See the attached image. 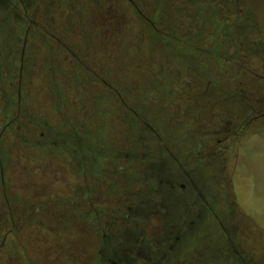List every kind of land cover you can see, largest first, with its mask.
I'll use <instances>...</instances> for the list:
<instances>
[{
    "label": "rangeland",
    "instance_id": "rangeland-1",
    "mask_svg": "<svg viewBox=\"0 0 264 264\" xmlns=\"http://www.w3.org/2000/svg\"><path fill=\"white\" fill-rule=\"evenodd\" d=\"M41 1L45 2L42 8L47 11L44 15H54L58 1ZM220 1L231 8L235 0L136 1L140 11L149 17L159 5L164 17L157 20L165 27L166 36L174 34L171 27L177 17L189 18L187 14L172 15L174 9L195 13L189 28L183 27L176 35L187 42L195 39L193 43L197 42L203 51V55L195 54L197 60L186 45L179 48L176 43H171L169 49L176 51L179 61L167 56L160 48L151 51L154 36L143 29L129 5L121 0L109 2L107 6L110 7H103L102 15L87 18L82 35L70 38L75 46L73 56L69 58L54 44L49 53L36 36L27 49L23 108L19 118L12 109L15 101L7 82L15 80L11 55L20 15L29 3L14 15L9 1H0V89L4 92L0 97L4 101L0 110L5 109L0 121L11 124L8 129L15 128L14 137L9 132L4 133L0 152L4 168L3 180L0 179V239L12 231L0 255V264H98L99 227L95 222H86V214L102 211L100 208L103 207H115L98 201H79L78 194L96 192L90 177L97 174L101 166L86 156L82 161L84 166L79 164L81 168L77 170L74 164L81 162L77 156L71 158L44 141L55 136L64 137L75 126L86 144L90 145L92 141L93 149L117 146L122 140L121 127L114 112L105 106L114 98L95 86L87 73L89 68L99 73L109 72L111 78L127 85L139 81L134 70L136 65L144 79H154L162 97L172 98L171 106H168L164 101H158L160 97L152 96L157 101L155 107L166 111L165 117L159 116L160 110L154 113L146 106L133 105L152 134L145 137L146 143L152 142L147 139L154 136L152 139L172 148L184 169L181 175L185 180H180L188 187L183 193L189 194L188 201L197 196L199 207L195 210L194 221L198 226L193 232L197 236L189 239V245L195 247L196 264H228L225 254L229 244L246 264H264V114L248 125L243 119L249 114L248 108L256 111L258 104L264 103V79L260 80L264 77V53L255 50L245 53L247 43L252 40L264 42V0H239V15H235L234 10H230L231 15H210L214 5L222 8ZM69 5L76 12L81 10L80 6ZM185 6H188L187 10ZM98 7L95 3L90 9L96 11ZM170 7L173 8L171 12ZM2 15H8L9 20ZM241 22H245L247 28ZM71 32L66 35L71 36ZM230 35L233 36L232 44L237 39L235 49H213L217 44L227 43ZM136 42H140L139 49L134 46ZM202 56L213 59L215 72L208 63L211 60L203 63ZM244 69L250 70L252 76L244 75ZM205 80L209 82L208 86ZM188 81L196 83V89L190 90L188 95L174 97L173 91L180 82ZM139 90L146 97L153 94L150 88ZM92 101L98 104L89 106ZM255 113L252 117L258 115ZM24 118L31 129L20 126ZM228 121L238 127L235 137L218 147L217 141L225 138L218 136L208 147L204 132L215 125L225 126ZM41 133L45 134L42 141L39 139ZM184 173L190 175L195 189L191 188ZM4 192L15 216V227L3 221L7 216ZM70 204L83 214L80 221L69 218ZM28 205L31 207L29 213H33L30 219L36 223H19L20 211ZM25 217L28 218L27 213ZM21 226L22 232L18 234ZM142 229L149 244L159 227L153 221L150 226L144 224ZM185 258H191V255L185 254Z\"/></svg>",
    "mask_w": 264,
    "mask_h": 264
},
{
    "label": "trees",
    "instance_id": "trees-1",
    "mask_svg": "<svg viewBox=\"0 0 264 264\" xmlns=\"http://www.w3.org/2000/svg\"><path fill=\"white\" fill-rule=\"evenodd\" d=\"M36 7L37 4H33L32 9L27 11L26 8H23V14L20 15V25L18 24L17 28V40L14 43L11 55V58H13L12 62L14 63L13 74L15 80L13 82L8 80L7 83L10 86L12 100L15 101L14 108L12 109L16 111L18 116L21 114V108H23L21 101L26 80L25 61L28 56L27 49L30 47L31 42L38 36L36 39L42 41V44L49 53L52 51L50 46L54 44L64 56L69 58L73 56L72 48L75 46L71 42V39L82 35L83 30L87 26V18L90 20L93 16L32 15ZM187 7L185 6V8ZM187 15L188 19H180V17L176 16L177 20L171 27L174 34L167 36L164 34L165 27L157 20L160 16L164 17V15H150V17L147 15L133 16L141 22L144 30L149 31L154 36L155 40L151 44V51L160 48L164 50L167 56L179 61L175 53L176 51L173 52L169 49L171 43H176L179 48L186 45L187 49L192 51L194 59L197 52L198 55L203 52L200 50L197 42L196 44L193 43L195 42L194 38L192 41L189 40L187 42L176 35L183 27L189 28L190 20H193L195 13L190 11ZM199 15L204 14L199 13ZM126 16L130 17L132 15ZM1 17H6L9 20L8 15H2ZM16 19L19 20L17 15ZM188 31L187 29L186 32ZM69 32H71L72 37L68 35ZM38 33L41 34V37ZM66 33L68 34L66 35ZM64 35L68 37L65 38ZM140 42L134 44L137 49H139ZM202 59L204 63L209 60V57L202 56ZM195 60H197V57ZM208 63L213 68L211 70L215 72L213 60L208 61ZM204 66L208 68L207 65ZM134 70L137 72L139 81H133L127 85H121V82L111 78L109 72L99 73L96 69L89 68L87 73V76L92 80L90 81L95 86L101 88L108 96L110 94L114 98L112 102H108L105 106L108 111L114 112V116L121 127L119 134L122 140L117 146H113L112 149L103 147L93 149L94 145L92 141L90 145L86 144L79 134H77V130L74 129L75 126H72V132L66 133L64 137L61 136L55 139V136L54 139L56 141H47V145L54 146L59 152L71 158L74 155L77 156L78 161H81L74 164L77 170L81 168L80 165L84 166L82 161L86 156L92 158L97 162V165L101 166V170L93 177H90L95 185L96 192L82 193L78 195V200L87 203L91 202V200L93 202L98 201L102 202V205H112L115 207L100 208L103 210L92 211L85 218L86 222H95V226L98 224L100 244H109L108 252L113 248L114 253H120L116 254L117 257L115 256L113 259V254H111L108 259L112 260L115 264H196V260L198 259L195 258V247L189 245V239L197 236L193 233L198 226L196 220L194 221L195 210L199 207L195 199L197 196L194 197L193 201H188L189 194L183 193L179 186L175 184L180 183V179L183 177L181 174L184 169L180 158L172 153V148L167 144L159 143L157 139H152L154 136L147 139V141L153 140L152 142L146 143L145 137L152 134L147 130V125L141 113L133 105L135 103L139 106H146L154 113L157 112L156 110H160L157 112L159 116L165 117L166 111L161 107H155L157 106V101L152 99V96L160 97L158 101H164L163 103L168 106H171L172 98L162 97V92L153 83L154 79L152 80V77H150L151 80L144 79L138 65H136ZM243 72L244 75L252 76L251 71L247 72L244 69ZM155 78H157V75H155ZM242 80L248 79L242 78ZM205 81L208 86L209 82ZM187 84L188 86H186ZM194 84L196 83L189 81L180 82L179 87L173 91L174 97L190 94V90L196 89V85ZM141 87L150 88L153 90V94H149L151 96L148 97L144 96L142 90H139ZM121 88L127 90V92ZM145 92L148 93L149 91ZM1 95L0 89V97ZM2 104H4V101L0 98V105ZM97 104L92 101L89 106L93 105L94 107ZM158 105L161 106V104ZM206 114L208 115V113ZM0 116L2 117L4 114L1 113ZM26 126H28V123ZM12 131L13 135H15V128H12ZM43 135L45 136L44 133ZM44 136L43 138L39 136V139L42 141ZM170 182L175 185V189L171 190L169 188ZM183 208L186 210L182 211ZM107 209H111L112 211ZM153 221H155L159 229L156 235L152 237L153 240H150L148 244V241L145 239L146 234L143 229L141 230V227L144 224L150 226ZM9 233H12V231L6 234L8 235ZM6 234H3L0 239V255L6 246V243L3 245V239ZM190 234L193 235H191V238ZM236 253V249L230 248L229 244L225 254L226 260L229 262L228 264H246L242 261L240 255ZM185 254L191 255V258H185ZM192 258L193 260H191ZM106 260L103 258V262H106Z\"/></svg>",
    "mask_w": 264,
    "mask_h": 264
},
{
    "label": "flooded vegetation",
    "instance_id": "flooded-vegetation-1",
    "mask_svg": "<svg viewBox=\"0 0 264 264\" xmlns=\"http://www.w3.org/2000/svg\"><path fill=\"white\" fill-rule=\"evenodd\" d=\"M0 1H2V0H0ZM7 1H9V4L13 6L12 9L15 10V13H13L14 15L16 14V12L18 10H21V8L24 7V4L25 3H29L28 6L26 7V11L27 10H31L32 9V5L34 4V2L37 3V7L34 9L32 15H44V14H46L45 12H47L46 10H44L42 8L44 6V3L45 2L44 1H41V0H7ZM57 1H58V8H56V11H55V14L54 15H102L103 7H106V8L107 7H110V6H107V4L109 2H111V1H114V3H117L118 2V0H81V1L80 0H57ZM121 1L126 2L129 5V7L132 9V13H134L135 15H147V13H142L140 11L139 7L136 6V1L138 2V0H121ZM95 3L98 4L99 7L97 8L96 11H92L90 8ZM222 3L223 2L220 3L221 4L220 6H222V8H218L215 5H214V7H211V9H210V15H218V14H221V15H223V14L224 15H231V11H233V10L235 12V15H239L241 13V10L239 9V3H240L239 0H235L234 1V6L231 7V8L225 6ZM69 4L74 5V6L76 5L77 7L80 6L81 7V10L79 12H76V11H74L75 9L73 10V8L70 7ZM171 6H172V4H171ZM19 7H20V9H19ZM172 7L169 8L170 9V12H171V10H173ZM74 8H76V7H74ZM217 8L221 12H219ZM185 9L187 10V8H185ZM174 11H175V13H173L172 15H177V14H182V15L184 14L185 15V14H187L185 12L181 13L182 11L181 10H178V9H174ZM165 14L168 15V13H165ZM154 15H164V12L161 11V9H160V7H159L158 4H157L156 11H155ZM241 24H243L242 26H244V25L246 26V23L245 22H243V23L241 22ZM246 28H247V26H246ZM232 37L233 36L230 35L229 39L227 40L228 46H227V43H224L223 45L217 44V46H214L213 49H218V50L224 49L225 50V47L230 48V49H232V48L235 49V46H237L235 44V42L237 41V39L234 42V44H232L233 43V40H232L233 38ZM251 50H253V51L255 50V51L263 54L264 53V42L263 41L262 42H258V41L256 42V41L252 40L250 43H247L245 53L247 51H251ZM250 56L252 57V59L254 58L253 55H250ZM218 57L220 58V56H218ZM246 57L247 56H244V58H246ZM209 60H213V59L209 58ZM60 61L62 62V60H60ZM255 61H257V60H255ZM245 63L246 62H244V64ZM251 63H253V62H251ZM61 64L62 63H60V65ZM238 66H240V67L242 66V68H243V65H241V64H239ZM246 71L248 72L250 70H246ZM262 79H264V77ZM3 93L4 92L1 91V94L2 95H3ZM263 106H264V103L258 104L256 111L254 109H252V108H248L249 114L245 118H243L244 119V122L248 125L250 122H254V121H256V119H258L261 116H263V114H264L263 113V108H264ZM255 112H257L258 115L252 117L253 114H256ZM0 113L4 114L5 113V109H3V110L1 109L0 110ZM199 117H201V116H199ZM18 118H19V116H18ZM200 121L201 120L199 118L198 119V123H200ZM26 124H27V121L24 118L23 119V123H21L20 126H24V128H27V129H31L32 128V126H30L29 124H28V126H26ZM0 125H1V128H0V152H1L2 144H3V141H4V137H3L4 133L5 132H9V134L12 137H14V136H13L12 129H8V127L11 124L8 125V123H6L5 120H1L0 121ZM235 127H236L235 125L232 126V122L231 121H228V123H226L225 126H223V125H215V127H211L210 129H208V130H206L204 132V136H205L204 137V141H205V144L208 145V147H210V145L214 143L215 138H217L218 136L224 135L225 136L224 140H218L217 141V144H216V145H218V147H222L223 141L224 142H227L229 139L235 137V132L238 130V127L237 128H235ZM39 136H40V138H43L44 135H43V133H41ZM21 139H23V138H21ZM55 139H58V138H55ZM55 139L53 138L52 140L53 141H56ZM21 141H23V140H21ZM44 142L46 143L47 141H44ZM45 143H43V144H45ZM40 144L41 145H39V146H41V148H42L44 145H42V143H40ZM184 175L186 176V178H188V181L191 183V188L195 189L196 188L195 187V184L192 182L193 180L190 177V175L188 173H184ZM3 177H4V168H3L2 164H1V160H0V179L3 180ZM184 180L185 179H183L182 182H184ZM175 184H177L179 186V188L181 189V191H183V192H185L186 189H187V187H188V186L186 187V185H184L183 183H181V181H180V183H175ZM169 188L171 190H173V189H175V185L171 184V182H170V187ZM193 189H192V195H193ZM81 194L82 193H80L78 195H81ZM5 195L6 194L4 192V202L3 203H4V206L6 208L7 216L5 217V219L3 221L6 222V223H9L13 227H15L16 226L15 223H14L15 222L14 221L15 220V216H14V214L11 211L10 204L7 203L8 202V199H6ZM177 201H179V200H177ZM79 207H82V205H79ZM30 209H31V207L28 205V207H26V208H24V209H22L20 211V216H19L20 218L18 220L19 223H20V221H23L22 223H25V222H28L30 224L36 223L32 219H30L31 215H33V213H29L30 212ZM68 209L69 210H68L67 213L69 215V218L74 217L76 219V221H78L79 219H81L82 217H84L82 214L78 213L77 207L75 205L70 204ZM26 213L28 214V218L25 217V214ZM175 214L177 216V212ZM86 217H87V214H86ZM177 221H178V219H177ZM22 229H23V227L21 226L20 229L18 230V234L20 232H22ZM7 238H8V235L6 234V236L3 239V245L6 243ZM108 246L110 247L109 244H107V245L106 244H104V245L101 244L100 250L98 252V254H99L98 263L99 264H103V263L115 264L112 260H110L108 258H110V255L111 254H113L112 255V259L115 258V256L117 257L116 254H120V253H114L115 251H114L113 248H111L110 252H108ZM108 255H109V257H108ZM103 258L107 259L106 262H103Z\"/></svg>",
    "mask_w": 264,
    "mask_h": 264
}]
</instances>
